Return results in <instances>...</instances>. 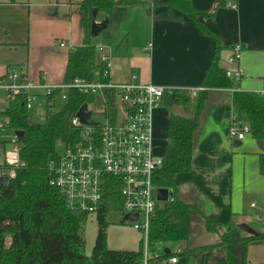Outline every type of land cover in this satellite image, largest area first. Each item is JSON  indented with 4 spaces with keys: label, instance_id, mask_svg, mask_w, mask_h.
<instances>
[{
    "label": "crops",
    "instance_id": "crops-1",
    "mask_svg": "<svg viewBox=\"0 0 264 264\" xmlns=\"http://www.w3.org/2000/svg\"><path fill=\"white\" fill-rule=\"evenodd\" d=\"M79 1L0 0V77L18 70L26 80L36 84L61 83L68 50L83 41ZM161 1L164 0H140V3L126 5L116 32L121 43L109 44L110 79L149 82L170 89L203 86L216 53L214 38L203 33L192 17L159 3ZM214 1L190 0V3L199 11H207ZM105 18L103 13L95 12L98 27L104 25ZM198 19L220 39L219 64L243 71L237 83L239 89L259 92L264 80V0H224L212 16L200 15ZM94 32L92 43H102L100 33L97 29ZM237 43L242 48L240 57L231 62L228 51ZM204 90L206 98L192 133L190 169L176 173L175 186L171 188L180 200L200 210L190 212L189 237L181 241H187L184 247L188 248L191 242L194 244L192 227L197 219L205 229V218L216 222L214 243L232 226H245V234L264 232V174L259 171L264 139H255L250 133L240 140L230 138L228 129L235 116L233 91L229 87ZM32 92L41 94L40 89ZM198 93L191 96L189 107L176 105L191 113L187 117L194 113ZM9 99L7 91L0 88V120L8 121V117L1 114ZM173 106L160 101L153 110V145L161 155L168 144L170 115L177 113L171 111ZM10 131L7 122L2 133ZM161 132H165L166 141L160 151ZM4 137H1L3 143L6 142ZM96 231L97 228L92 231V246ZM134 233L132 240L117 245L108 243L106 233L108 248L137 250L140 234L135 229ZM247 261L264 264V242L248 246Z\"/></svg>",
    "mask_w": 264,
    "mask_h": 264
},
{
    "label": "trees",
    "instance_id": "trees-1",
    "mask_svg": "<svg viewBox=\"0 0 264 264\" xmlns=\"http://www.w3.org/2000/svg\"><path fill=\"white\" fill-rule=\"evenodd\" d=\"M134 3H140V0H81L77 3L81 13L83 41L81 45L68 50L63 81L76 76L88 79L106 78V67L98 61L95 45L92 43V10L95 8L107 18L106 27L100 31L101 41L119 45L121 42L119 43L116 32L124 18L126 5ZM159 3L192 17L203 33L214 38L216 53L203 81L205 89L233 86L232 79L225 74L226 68L219 64L221 44L218 35L198 19L200 15L212 16L224 0H215L207 11L195 9L190 0H164ZM168 12L171 13L170 10ZM125 38L124 36L123 39ZM54 96L52 93L45 98L46 111L42 123L29 119L25 94L9 99L7 108L1 114L8 117L10 130L24 131V140L19 150L22 164L15 167L14 177L9 178L6 184H0V264H139L141 242L137 250L110 249L107 246L106 213L121 208L119 198L116 203L110 202V194L100 204L97 213V231L91 253H83L87 213L70 207L62 193L49 183L52 173L48 164L58 157L62 147L78 141L79 129L71 123V119L78 108L89 103L92 97L70 90L59 110L51 111ZM205 98L206 92L203 89L198 93L191 117L171 113L168 144L162 166L154 175L155 184L174 189V175L190 169L192 133ZM190 100L187 88L167 90L161 99L169 105L185 107L190 106ZM232 104L234 119L247 123L252 137L264 139V95L255 91L235 90L232 93ZM259 171L264 174V152L259 154ZM192 210L200 212L175 194L162 207L157 205L149 223L150 246L153 248L159 242L166 244L187 240ZM216 225L212 219L205 218L206 230L216 231ZM6 235L11 236V243L7 247L2 242ZM261 242H264V232L244 234L240 228L232 226L219 235L216 243L186 247L179 252L171 250L164 252L162 258L178 256L177 262L171 264H190L191 258L197 264H252L247 261L248 246ZM181 258L184 260L180 261Z\"/></svg>",
    "mask_w": 264,
    "mask_h": 264
},
{
    "label": "built area",
    "instance_id": "built-area-1",
    "mask_svg": "<svg viewBox=\"0 0 264 264\" xmlns=\"http://www.w3.org/2000/svg\"><path fill=\"white\" fill-rule=\"evenodd\" d=\"M60 45L63 46L64 42ZM241 49L240 44L233 45L229 57L231 62L238 61ZM95 50L98 61L106 67L105 79L76 76L59 84L40 85L26 80L18 70H11L0 77V88L7 91L10 99L25 94L27 108L38 95L31 92L37 89L45 97L57 92L65 100L70 90L91 96L87 108L96 123H81L75 113L71 123L79 129L78 141L62 147L58 157L49 162L52 173L49 183L62 193L70 207L85 211L88 217H97L100 204L109 194L110 202L116 203L119 198L121 223H128L140 234L142 255L139 264L175 263L178 256L162 258L165 247H160L159 242L152 248L148 236L150 219L159 201L156 190L160 185L155 184L154 175L163 163V155L157 153L153 145V110L170 88L135 80H111L110 45L102 42L95 45ZM225 74L234 82L229 89L233 92L239 90L237 83L243 77L241 68H226ZM187 89L193 97L205 87ZM259 93L264 95V80ZM7 122L0 120V141L2 136H6V142H11L10 148L5 151V161L0 164V176L6 175L9 180L15 175V167L22 162L19 159L21 142L14 130L2 133ZM248 133V124L233 118L228 129L229 137L240 140ZM134 213L137 214L136 220L122 221L125 214ZM2 242L4 246H9L11 236L6 235Z\"/></svg>",
    "mask_w": 264,
    "mask_h": 264
},
{
    "label": "rangeland",
    "instance_id": "rangeland-1",
    "mask_svg": "<svg viewBox=\"0 0 264 264\" xmlns=\"http://www.w3.org/2000/svg\"><path fill=\"white\" fill-rule=\"evenodd\" d=\"M32 94L36 93L38 95L35 96V98L32 100L31 107L27 109L28 117L33 122L42 123L45 119V111H46V97L42 94H39L37 92H31ZM54 106L50 108L51 111H57L59 108L63 105L65 102V99H62L59 95V93L56 92L54 98H53ZM89 108H92L91 105L88 106ZM159 144H158V150H162L164 145L163 142L166 141V134L165 132H161L159 134ZM6 136L4 137V139ZM2 151L0 153V164H3L5 161V151L8 150L11 146V142H4L2 143ZM58 148H60V144H58ZM167 193L168 197L166 200H160L157 201V205L159 207H162L163 204L167 201H170L173 198V191L171 188L167 187ZM120 209V208H119ZM119 209H116L117 211H108L106 213V221H107V227H106V233L108 235V243L117 245L119 242L125 241V240H132L135 236L134 229L128 224V223H121V213ZM198 222H194V225L192 227V240L193 243L189 244L190 248L199 247L205 244H211L214 243L216 231H207L203 224L199 222V219H197ZM96 218L94 215H90L86 219L84 232H83V238H84V247H83V253L85 255H89L91 253L92 249V231L96 230ZM242 233L245 234V231L242 230ZM219 240V237H218ZM186 242H181V245L178 243H159L158 245L160 247L167 245L170 247L172 251H175L178 247L182 246L184 247ZM186 247L182 248L185 249ZM190 264H197L193 258L190 259Z\"/></svg>",
    "mask_w": 264,
    "mask_h": 264
},
{
    "label": "water",
    "instance_id": "water-1",
    "mask_svg": "<svg viewBox=\"0 0 264 264\" xmlns=\"http://www.w3.org/2000/svg\"><path fill=\"white\" fill-rule=\"evenodd\" d=\"M95 12H96V9L93 8L92 10V14H91V32H92V35L95 34L94 30L97 29L98 33H100L101 29L102 28H105L106 25H107V18H105V22H104V25L102 27H98L97 24L95 23L94 21V16H95ZM229 52V55L232 54V51H228ZM221 58L222 59H226L224 58L222 55H221ZM171 111L173 112H177V113H180V114H183V115H186V116H190L191 113H186L183 109H181L180 107L178 106H173L171 108ZM91 115V111L87 108V104L84 103L82 104L78 110L76 111V116L78 117L79 121L81 123H86V124H95L96 122L93 121L90 117ZM14 133L15 135L17 136L18 140L20 142H22L24 140V131L22 129H15L14 130ZM2 151V144L0 143V153ZM14 157V156H12ZM8 182V177L6 175H3V176H0V184H6ZM167 187H163V186H160L157 188L156 190V198L157 200H166V198L169 196L168 193H167ZM137 218V214L134 213V214H125L122 218V221L123 220H136ZM238 228H240L241 230H244L245 229V226L243 225H238ZM165 252H170V248L169 247H165ZM184 259L181 258L180 261H183Z\"/></svg>",
    "mask_w": 264,
    "mask_h": 264
}]
</instances>
